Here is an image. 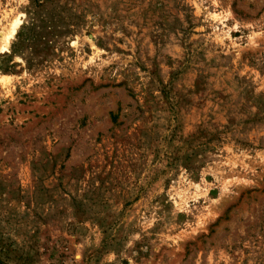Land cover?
Masks as SVG:
<instances>
[{
    "label": "rangeland",
    "instance_id": "obj_1",
    "mask_svg": "<svg viewBox=\"0 0 264 264\" xmlns=\"http://www.w3.org/2000/svg\"><path fill=\"white\" fill-rule=\"evenodd\" d=\"M0 264H264V0H0Z\"/></svg>",
    "mask_w": 264,
    "mask_h": 264
},
{
    "label": "bare ground",
    "instance_id": "obj_2",
    "mask_svg": "<svg viewBox=\"0 0 264 264\" xmlns=\"http://www.w3.org/2000/svg\"><path fill=\"white\" fill-rule=\"evenodd\" d=\"M4 44H5V43H4ZM4 44H3V45H4ZM4 46H5V45H4Z\"/></svg>",
    "mask_w": 264,
    "mask_h": 264
}]
</instances>
